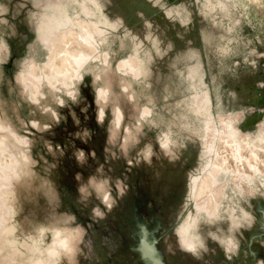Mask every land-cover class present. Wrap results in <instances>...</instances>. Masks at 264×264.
I'll return each instance as SVG.
<instances>
[{"label":"rangeland","instance_id":"374dc122","mask_svg":"<svg viewBox=\"0 0 264 264\" xmlns=\"http://www.w3.org/2000/svg\"><path fill=\"white\" fill-rule=\"evenodd\" d=\"M100 2L78 101L65 106L75 86L51 84L44 68L26 96L41 103L63 86L66 98L53 94L63 107L0 92V264H264V10ZM44 8L0 0V51L24 58L18 70L33 44L11 27L45 25Z\"/></svg>","mask_w":264,"mask_h":264},{"label":"crops","instance_id":"0c3cea01","mask_svg":"<svg viewBox=\"0 0 264 264\" xmlns=\"http://www.w3.org/2000/svg\"><path fill=\"white\" fill-rule=\"evenodd\" d=\"M53 1H55V3H53ZM79 4L81 5V13L78 12L79 10ZM42 5L45 7L43 10L40 11H46L49 12V16L45 15L44 17V21H46L47 23L45 25H41V26H37V25H31L32 20L31 17H29L30 19V24H28V28L27 31H23L22 29H24V27H21V29H15L16 25H12L11 30H12V35L13 38H20L18 39L16 42L17 43H27V44H33V46H30L28 48V57L27 60L29 62V64H27L24 69L18 70L19 68L16 65V61L15 58L20 59V61H23L24 58L20 55L16 56L15 54H17V52H3L0 51V57L2 59V67L5 69H10V71H7L5 73V79H1L0 80V92L2 93V96H4L3 94H5V90L6 87L12 85L10 88L13 92H18V95L15 96H20V93H24V99H28L29 102H31L30 104H32V106H36V107H44L45 108H53L56 109L58 107H63L62 105H60L58 103V99H54L53 94H57L58 96L62 95L64 96V98H66V89L63 86H60L59 88H61V91L58 90H50L48 87H46L45 91L47 92V97H48V101H41V103H38L36 101L30 100V98H27V93L32 89L31 86L33 85L32 83V78L33 76H38V69L40 68H44L46 73L45 76L48 77V81L54 85H58L60 83H63L66 87L68 86H75V98L74 97H69L67 95L68 100H66V105L67 102L70 100L75 99V101H78L79 99V86L81 85L82 82H84L85 78L83 77V79H81V81L79 82V60H83L84 57L88 56L89 52H84V50L80 47V49L76 48L78 51H74V48L76 47V41L74 42V38H71L69 41L70 42H74L76 45L72 44L75 47L71 46V50L70 47L69 49L71 50L72 53H70V50H66L68 49L67 47H64L60 49H58V47H55V51L53 53L55 57H53L52 59H50L51 53H52V49L54 48V45H56L57 42H61V44H64V41L62 40V36H60L62 33H66L67 37L70 38V34L69 32H73V36H76L78 39L77 41H81L83 42L85 45H87L90 49H94L95 48V42L96 39L98 38L97 36V32H98V28L100 26V22L98 20V16L100 11H97V9L100 10L101 6V2L100 0H75L74 5L70 4V5H66L65 2L63 3L62 0H42ZM24 6H27L28 10L27 11H33L36 9H33L34 7H31V3L29 1V4H24ZM69 6V7H68ZM25 8L20 9L24 10ZM25 11V10H24ZM98 13V14H97ZM82 15H85L87 17V19H84L82 17ZM104 16V14H103ZM109 16V15H108ZM106 17L104 16V19L102 21V26L105 28V26L108 27V29H110V27H114L115 30H110L108 31L107 34V44L109 43H113L114 39H115V33H116V27L115 24L110 20V17ZM258 16V14H257ZM16 15L13 16V18H15ZM259 17V16H258ZM261 18V17H259ZM263 20V18H261ZM76 21H78V23H76ZM83 23L82 25H80L81 23ZM41 24V23H40ZM255 24V23H254ZM84 25V26H83ZM87 25V26H86ZM263 25H264V20H263ZM262 25V26H263ZM87 28H86V27ZM60 33V34H59ZM75 33V35H74ZM26 35L28 37H26ZM71 36V37H73ZM26 37V38H25ZM62 38V39H61ZM60 39V40H58ZM56 41V42H54ZM5 42H14L13 40H7L2 43ZM72 42V43H73ZM55 43V44H53ZM114 45V43H113ZM64 51H63V50ZM11 50V49H10ZM62 51V52H58V51ZM68 51V52H66ZM65 52V53H64ZM93 52V51H92ZM109 53V52H108ZM76 54V55H74ZM64 56V58L66 59V66H63L62 68H59L60 65H58L59 67H57V64L62 63V61L59 59V57ZM67 56V57H65ZM58 61H61L59 63H57L55 66L53 65L56 59ZM110 59V56H109ZM64 62V63H65ZM73 63V64H72ZM63 64V63H62ZM73 66H72V65ZM24 66V65H23ZM82 69V67H81ZM17 70L19 72H17ZM10 77V78H9ZM86 77V75H85ZM19 86V87H18ZM15 87V88H13ZM110 87H108V93L110 94ZM19 102V101H18ZM17 102V103H18ZM19 104V103H18ZM15 105V104H13ZM35 107V108H36ZM56 116V115H55ZM33 121V120H32ZM38 121V120H36ZM18 122V121H17ZM20 123V122H19ZM16 134V133H15ZM197 227H192V226H187V227H182V232L187 234V243L190 246L194 245V239L196 238L193 234H195V230ZM105 242V240L102 241V243ZM91 246V245H90ZM102 246V245H101ZM93 247V252L95 254L101 255L102 254V247L100 248H95V246H91ZM151 256V255H149ZM154 262L156 264H159L155 261V259L153 258ZM105 264H112L111 262H106ZM160 264H165L162 262Z\"/></svg>","mask_w":264,"mask_h":264},{"label":"bare ground","instance_id":"6f19581e","mask_svg":"<svg viewBox=\"0 0 264 264\" xmlns=\"http://www.w3.org/2000/svg\"><path fill=\"white\" fill-rule=\"evenodd\" d=\"M248 1H249L253 6H255L256 9L259 8L260 10H264V0H248ZM79 22H80V21H79ZM76 23H78V21H76ZM80 23H81V22H80ZM82 24H83V23H81L80 25H82ZM83 26H84V25H83ZM86 26H87V25H86ZM86 26H85V27H86ZM86 28H87V27H86ZM69 33H70V34L72 33V34L70 35V38L67 37L66 33H62L60 36H58V37H61V36H62L63 39H62V38H61V39H62L63 41L65 40V41H64V44L62 45L61 42H57L56 45H54V48L52 49V53H51L50 59H52L53 57H55V56H54V54L56 53V51H55V47H58V49H60V50H61V48L64 49V47H67L68 49H66V50H70V49H71V46H72V47H75V46H73L72 44L76 45L77 43H78V44H77L76 47L74 48L75 53H76V51L79 52V50L76 49V48H78V47L82 48V49L84 50V52H86V53H87V52L91 53L90 48H89L87 45H85V44H84L83 42H81V41H79V42L77 41L78 39H76V38H77L76 36H73V32H69ZM59 34H60V33H59ZM74 35H75V33H74ZM71 36H73V37H71ZM74 37H75V38H74ZM71 38H74L73 41H74V42L76 41V44H75L73 41H72L73 43L69 41ZM58 40H60V39H58ZM54 42H56V41H54ZM53 44H55V43H53ZM77 46H78V47H77ZM69 47H70V49H69ZM80 48H78V49H80ZM63 49H62V50H63ZM60 50H59L58 52H62V51H60ZM71 50H73V49H71ZM71 50L69 51L70 53L73 52V51L71 52ZM54 51H55V53H53ZM63 51H64V50H63ZM93 51H94V50H93ZM66 52H68V51H66ZM64 53H65V52H64ZM73 53H74V52H73ZM89 53H88V54H89ZM55 55H56V54H55ZM74 55H76V54H74ZM65 57H67V56H65ZM60 58H61V59H60ZM63 58H64V56L59 57V59H60L61 61H62ZM59 59L57 58V59L55 60L56 63L53 64L54 66H55L57 63L61 62V61H58V62H57V60H59ZM67 59H68V57H67ZM65 60H66V59L64 58V59H63V62H62L63 64H62V63L57 64V67H59L58 65H60V64H61V65H60L59 68H62L63 66H66V62H65ZM68 60H69V59H68ZM64 62H65V63H64ZM72 64H73V63H72ZM72 64H71V65H72ZM62 65H63V66H62ZM72 66H73V65H72ZM205 179H207V177H206ZM203 180H204V179H203ZM204 181H205V186H203V185H204V184H203ZM204 181L202 182L203 185H201L202 188L200 187V193H198V200H201V201L204 200V199H201V197H205V196H202V195H204V194H202L203 192H201V191L204 190L205 192H207L206 189H207V186L209 185L208 182H207V180H204ZM208 181H209V180H208ZM206 183H207V184H206ZM203 188H204V189H203ZM213 191H214V190H213ZM205 192H204V193H205ZM200 196H201V197H200ZM199 197H200V199H199ZM208 199H209V198H208ZM209 200H210V199H209ZM208 205H209V204H208ZM212 207H213V206H212ZM212 207H211V205H209V208H212ZM209 208H208V209H209ZM208 209H207V210H208ZM262 213L264 214V207H262Z\"/></svg>","mask_w":264,"mask_h":264}]
</instances>
